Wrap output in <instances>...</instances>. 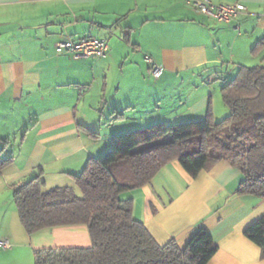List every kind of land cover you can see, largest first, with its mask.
Instances as JSON below:
<instances>
[{
	"label": "crops",
	"instance_id": "1",
	"mask_svg": "<svg viewBox=\"0 0 264 264\" xmlns=\"http://www.w3.org/2000/svg\"><path fill=\"white\" fill-rule=\"evenodd\" d=\"M186 1L0 0V148L7 139L2 156L12 157L0 173V192L40 174L48 188L73 185L88 158L109 149L117 121L122 130L145 132L202 120L208 106L215 121L228 114L217 88L240 66L264 65V47L251 52L264 35V0H210L246 6L230 24ZM66 37L105 39L108 51L100 59L56 54L55 43ZM146 55L163 67L156 79ZM119 113L122 120L107 122ZM93 114L109 116L103 144L100 129L89 135L97 130ZM240 179L224 161L193 176L174 160L121 197L132 199L134 219L159 245L174 240L183 247L203 228L217 246L207 264H264L261 249L244 236L264 214V198L237 194ZM17 223L16 209L3 217V226L17 230ZM36 235L59 243L52 247L90 245L83 226Z\"/></svg>",
	"mask_w": 264,
	"mask_h": 264
},
{
	"label": "trees",
	"instance_id": "2",
	"mask_svg": "<svg viewBox=\"0 0 264 264\" xmlns=\"http://www.w3.org/2000/svg\"><path fill=\"white\" fill-rule=\"evenodd\" d=\"M264 47V35L252 49ZM264 62V58L262 59ZM228 114L215 121L211 106L202 120L154 126L111 138V149L88 158L73 185L45 187L41 174L13 186L20 225L32 236L45 229L83 226L87 247H41L33 250L34 264H207L217 250L210 234L197 228L187 243L159 245L132 215V199L121 194L149 184L171 161L193 176L218 162L236 168L241 179L236 193L264 198V65L238 67L220 88ZM118 114L111 120H122ZM97 137L98 134L90 132ZM168 137L142 150L137 145ZM0 148V173L12 161ZM264 257V214L244 231Z\"/></svg>",
	"mask_w": 264,
	"mask_h": 264
},
{
	"label": "rangeland",
	"instance_id": "3",
	"mask_svg": "<svg viewBox=\"0 0 264 264\" xmlns=\"http://www.w3.org/2000/svg\"><path fill=\"white\" fill-rule=\"evenodd\" d=\"M1 41L2 40H0V42ZM149 78H152V77L150 76ZM218 98H219V106H222V108H225V105L223 104L222 99H221L219 88H217V101H218ZM215 111L218 112V106H215ZM100 118L101 117H99V115L93 116V119H94L93 126L96 127L97 130L95 131L92 130V131L99 133V129H100L101 132H100V137L98 138V140H100L99 141L101 142L100 144H103L104 139H105L104 137L106 136L105 129L107 128L104 125L105 123L104 120L106 121L107 119H109V116H106L105 118H101L100 120L101 123H99ZM112 121H115V120H112ZM117 122L119 123H115L111 127L112 128L111 131H113L112 132L113 134L111 137H114L116 135H121L126 132H131V131L122 130L123 124L120 123L121 121H117ZM132 131H135V130H132ZM167 138L168 137H162V138L160 137V138H156L149 142L141 143L137 145L136 147H134L132 151H138V150L145 149L147 147L152 146L153 144L157 142L165 141L167 140ZM110 140L111 138L109 139V149L108 150L111 149ZM7 151H10V150L8 149ZM104 153L101 156H103ZM45 187L48 188L47 186ZM15 209L16 208H15V204L13 201L12 188L9 187L8 189H6V191L0 192V241L7 239L11 244V248L7 250L0 249V264H34V256H33L34 249H38L41 247H52L59 243H55V242L53 243L51 239H47L48 235L46 236L47 237L46 238V237H43L42 235L38 236L36 235V233L31 238H28L27 233L24 231L22 226L19 225L18 223H17L18 224L17 230H15V228L12 226H9V227L3 226V217L6 216V219L9 220L10 216L12 215V212ZM18 230L22 232V235H19ZM61 245H64V244H61Z\"/></svg>",
	"mask_w": 264,
	"mask_h": 264
},
{
	"label": "built area",
	"instance_id": "4",
	"mask_svg": "<svg viewBox=\"0 0 264 264\" xmlns=\"http://www.w3.org/2000/svg\"><path fill=\"white\" fill-rule=\"evenodd\" d=\"M186 3L197 13L202 14L217 24H230L246 12V6L241 2L214 4L210 0H187ZM239 27L236 25V30ZM54 50L56 54H70L79 58L100 59L108 51V43L105 39L93 37H82L73 39L66 37L55 43ZM144 61L150 67V75L158 78L163 67L150 56H144ZM11 248L8 240L0 241V249L7 250Z\"/></svg>",
	"mask_w": 264,
	"mask_h": 264
}]
</instances>
